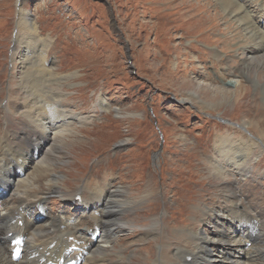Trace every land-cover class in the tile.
Listing matches in <instances>:
<instances>
[{"label":"rangeland","instance_id":"rangeland-1","mask_svg":"<svg viewBox=\"0 0 264 264\" xmlns=\"http://www.w3.org/2000/svg\"><path fill=\"white\" fill-rule=\"evenodd\" d=\"M232 1L228 7V0H0V137L7 128L21 134L24 127L22 103L21 116L15 113L26 95L21 61L13 59L20 7L36 21L41 38L51 40L49 65L63 78L48 87L62 93L70 110L91 116L57 142L50 169L29 173L31 197H47L42 223L60 211L78 221L84 207L62 196H74L84 184L94 192L109 187L107 210L120 203L116 217L123 220L107 251L110 264H118L115 251L126 256L119 264H152L159 248L171 264L177 247L193 248L190 231L209 232L216 223L211 211L232 206L240 199L236 192L264 223V152L255 151L259 161L251 170L234 171L236 182L215 167L225 151L246 148L249 133L264 143V69L249 73L256 83L237 73L243 51L258 44L249 40L250 31L264 33L257 25L264 0ZM181 35L193 41L190 48ZM31 44L34 53L38 47ZM100 96L109 108L98 105ZM54 173L61 183L52 193ZM262 234L248 247L256 262L264 255V229Z\"/></svg>","mask_w":264,"mask_h":264},{"label":"bare ground","instance_id":"bare-ground-1","mask_svg":"<svg viewBox=\"0 0 264 264\" xmlns=\"http://www.w3.org/2000/svg\"><path fill=\"white\" fill-rule=\"evenodd\" d=\"M262 3L264 4V2ZM232 5L233 1L228 0L227 6L231 7ZM246 7L248 8V5ZM20 8L18 11L20 18L15 34L18 47L14 55H17V57L14 56L13 59L21 61L20 85L25 90L26 95L21 100L22 102L18 103L15 113L20 115L19 104L22 103L23 109L20 113L24 116V127L21 134L18 132L12 133L7 128L5 134L0 137V198H3L0 203V264H65L66 261L73 259H76L74 264H110L107 262V251L116 238V229L121 226L118 224H121L123 220L116 217L120 213V210L117 209V207H120L118 205L120 203L114 204V206L111 205L110 207H113V209L107 210L109 198L107 197L105 201V197L110 193L112 195V190L109 187L108 189L105 188L107 190L99 189V192H94L88 188L87 184H84L74 196H71L70 193L69 196H62L64 199L73 198V200L78 195L82 196V200L74 202V205L84 207L85 213L78 221L80 222L83 217L85 219V215L88 214L92 224L90 228L85 225L87 222L89 223L88 218L79 224L76 221L78 217L65 218L62 211H60V215L55 214L56 216L52 217L50 222L45 221L42 223L46 219L47 209L45 210L44 203L47 197L40 195L42 198L36 199L34 197L36 200L31 197L30 191L34 182L31 181L32 178L30 179L29 173L34 170L50 169L53 160L51 152L54 151L57 142L71 132L76 124L89 122L91 116H82L74 110H70L62 102V93L56 91L53 87H48L49 82L54 83L63 78L56 75V72L54 73L49 65L48 53L51 40L41 38L36 21L31 18L28 11ZM263 9L261 10L263 11ZM244 11L246 12L245 9ZM262 11L259 10L260 13L264 14V11ZM247 17L249 16L247 15ZM259 23L257 25L264 29V24ZM257 31L253 32L251 30L252 34L249 32L251 34L249 40L258 39V41H255L258 44L248 47L247 52L243 51L244 56L242 55L241 60L244 65L238 67L237 72L242 76L247 74L245 76H248L249 79H251L249 73L252 70L257 67L264 69V33L261 34ZM173 32L176 36L173 35V38L176 39L179 32L177 30H173ZM186 36L181 35L180 38L183 40V46L190 48L193 41ZM186 41L187 45H185ZM31 43H35L38 47L34 53L31 51ZM256 51L263 54L259 55L255 53ZM214 62H221V60L215 57ZM226 63L229 65L228 61ZM224 70L229 71V68ZM233 75L236 76L235 83L239 85L240 79L237 78L239 75H236V73H233ZM251 80L256 83L255 79ZM48 94L51 96H48ZM98 105L105 109L110 107L107 98L102 96L99 98ZM242 127H245V125ZM245 131L249 133L248 130L245 129ZM249 135L251 138H248L249 145L246 148H234L232 152L225 151L224 162H221L222 160L216 162V171L220 174L217 175L223 176L225 179L233 176L236 182L238 179L235 170H251V164L258 163V156L254 153L256 150L263 153L264 143L262 139L260 140L253 134L249 133ZM241 140L243 139L241 138ZM218 147L219 145H217V150ZM41 149H45L43 157L41 156ZM218 153L222 157L219 150ZM11 156L17 157V161L14 160L15 157H12V159ZM227 156L229 158H226ZM214 160H211L212 164ZM28 161H31V165ZM224 163H228V166ZM185 165L177 164L179 168H186ZM249 174L250 171L247 175ZM48 183L53 191L52 193H55L58 191L61 178L54 173ZM87 192H89L88 196L86 195ZM14 195H17L16 200L13 199ZM236 196H239L240 199L234 201L232 206H226L218 211H211L216 223H213L209 232L202 230L200 232L199 230L190 231L195 241L193 248L177 247L174 256L176 260L171 264H264V255L261 257L262 260L256 262L258 258L255 257V254V256L253 255V247L248 248L246 246V242L252 240L254 245L255 241L263 236L264 226L259 231L250 227L247 222L253 220L255 224H258V221L261 220L260 214L252 209V205L242 193L236 192L234 197L236 198ZM13 200L16 202H12V204L8 202ZM239 204L244 205L242 206L243 209L238 207ZM34 206L38 208L36 212L32 211ZM115 209L116 211H113ZM111 218L114 221L109 223ZM104 224L107 227H104ZM262 224L264 225V223ZM103 227L105 232H103ZM153 230V235L157 236L155 232L157 228L155 227ZM84 231L86 233H83ZM143 234L147 235L149 233ZM17 235H23L19 247H16V243L13 241V237ZM161 250L162 248H159L152 264H169ZM113 255L117 257L115 263L119 264L126 260V256L122 251H115ZM189 256H191V260L188 261ZM203 256H206L207 259H203Z\"/></svg>","mask_w":264,"mask_h":264},{"label":"water","instance_id":"water-1","mask_svg":"<svg viewBox=\"0 0 264 264\" xmlns=\"http://www.w3.org/2000/svg\"><path fill=\"white\" fill-rule=\"evenodd\" d=\"M101 1H105V0H101Z\"/></svg>","mask_w":264,"mask_h":264}]
</instances>
